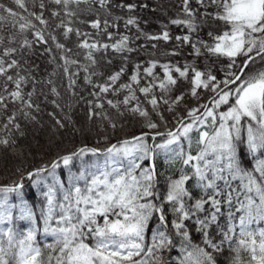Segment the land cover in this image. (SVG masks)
I'll use <instances>...</instances> for the list:
<instances>
[{
    "label": "snow or ice",
    "instance_id": "6c2138e0",
    "mask_svg": "<svg viewBox=\"0 0 264 264\" xmlns=\"http://www.w3.org/2000/svg\"><path fill=\"white\" fill-rule=\"evenodd\" d=\"M12 3L28 11L26 0ZM32 3L36 6L37 0ZM180 5L168 23L185 30L175 40L190 47L193 61L178 66L150 60L143 76L142 65L136 64L121 82L127 54L136 49L129 35L116 38L109 29H118L122 20L126 29L136 28V39H172L167 25L158 35L144 32L132 15L136 3L39 0V11L27 16L0 4L7 13L0 15V164L22 165L33 155L32 145L22 141L31 137L40 146L37 137L45 130L46 105L54 109L46 113L49 143L69 127L80 131L74 110L82 101L87 120H99L101 131L105 126L115 131L118 120L126 116L147 129L105 148L84 145L30 169L15 166L20 181L0 185V225H10L18 209L17 218L32 227L26 232L0 227V264H165L163 252L175 247L173 232L181 238L180 264H218L214 253L221 252L225 242L230 264H264V227H252L264 223V0H195L197 7L192 0H180ZM113 9L128 15H116ZM87 15L95 18L82 19ZM6 21L12 30L4 35ZM205 28L207 39L200 35ZM109 52L124 63L106 74L101 69L103 62L113 63ZM38 56L47 58L51 72L41 73ZM201 57L203 68L198 66ZM157 68L162 76L154 71ZM56 77L67 81L64 95ZM81 79L86 87L79 85ZM181 80L187 88L177 94ZM87 88L93 89L88 92L92 99L83 95ZM189 97L194 105L188 103ZM162 105L172 115L170 128ZM161 123L163 132L158 131ZM89 154L94 157L90 162L84 159ZM249 155L254 160L250 169L243 166ZM160 156L169 167L180 164L179 175L166 178L163 194L156 188L162 175L156 166ZM76 159L78 174L70 167ZM144 161L149 163L145 166ZM61 165L69 169L67 187L57 173ZM25 178L45 202L39 218L43 235L53 239L43 249L37 243V217L24 199ZM236 180L239 186L233 188ZM193 181L201 190L199 198L189 188ZM11 194L18 204L10 202ZM222 204L229 208V223L217 242L210 229L218 226ZM190 227L201 233L203 246L192 243ZM149 232L151 243H146Z\"/></svg>",
    "mask_w": 264,
    "mask_h": 264
},
{
    "label": "trees",
    "instance_id": "16d2710c",
    "mask_svg": "<svg viewBox=\"0 0 264 264\" xmlns=\"http://www.w3.org/2000/svg\"><path fill=\"white\" fill-rule=\"evenodd\" d=\"M128 2H133L138 5L136 11L132 13V15H135L139 19V25L140 28L149 34L158 35L162 30H164L163 26L167 25V30L170 32V35L172 37L171 40L168 42L164 41H151L146 40L143 36H140L139 39H136L138 33L136 28L131 27L129 29H126L124 27L123 21L121 20L119 22V28H111L109 31H112L116 38H118L119 34L129 35L131 40L133 41L132 47L136 49V51H133L130 54H127L129 56V59L127 61L126 66V74L121 78V82H126L128 75L131 74L136 64L142 65L141 67V75L143 76V67L148 66V62L150 60H157L160 63H171L173 65L183 66L185 63H191L194 59L192 55H190L191 49L188 45H178V42L175 40V37L177 35H184L185 30H183L180 27H177L175 25H171L168 23L170 18H175L177 14L180 11V0H128ZM39 0H37L36 6L33 5L32 0H26L28 11H24L22 9H19L14 3H12V0H0V4H3L5 7L12 8L13 10L19 12L21 15L27 16L28 12L32 11H39L38 8ZM45 3H47V0H45ZM147 5V7H139V5ZM193 7H197L195 5V0H192ZM54 7V6H52ZM114 13L116 15H128L125 12H121L119 9H113ZM0 15H4L7 17V13L0 10ZM47 16V13H45ZM94 15H87L82 17V19L90 20L94 19ZM101 18L103 19V14H101ZM6 26L3 29L4 35H7L9 31H11V25L7 21L5 22ZM83 30L85 31H93L90 28L87 27V25H79ZM208 29L205 28L201 33V37L204 39H207V33ZM31 38V37H30ZM195 39V37H193ZM155 44L156 48H153L152 45ZM143 45V47H140ZM172 51H176L177 55H168L167 53H171ZM39 52V49H38ZM98 56L101 54H97ZM107 58H111L113 60V63L111 65H106L101 69L106 74L110 73L112 71H116L119 69V67L124 63V61L121 60L119 55L112 54L109 52V55ZM37 63H39L41 68V73L46 74L45 70L47 72H51L52 66L47 64V58L46 57H40L38 56ZM204 59L201 57L198 61V66L203 68L204 67ZM223 63H226V61H223ZM221 65L217 64L215 67L218 69ZM154 71L159 73L162 76L161 69L157 68ZM219 76H222V73H217ZM83 76V73H81V77ZM56 79L57 86L59 87L62 95L65 94V89L67 87V81L61 79L60 77L54 78ZM146 81L145 79L141 80V83L144 84ZM79 85L81 88L86 87L83 85V80L81 79L79 82ZM187 88V83L183 80H181L176 89V93L178 94L181 90H184ZM93 89L87 88L86 91L83 92V95L86 99H92V97L88 96V92L92 91ZM77 91H80V88L77 89ZM159 94V93H157ZM79 97H77L78 99ZM114 98V97H111ZM122 99V96H121ZM143 99V97H141ZM188 103L190 105H194L196 102L189 97ZM107 107V106H106ZM150 108V105L148 106ZM51 105L45 106V114L43 115V121L45 122V130L40 133V135L37 137L39 140V147L35 146L34 141H32L31 137L28 141H22V143L30 144L31 152L33 155L27 156V159L24 164H19L16 161H13L9 163L7 166H4L3 164H0V185H6V184H12L14 181L19 182L20 181V173L15 172V166H20L24 169H30L31 167L38 166L41 163H44L46 161H51L52 159H55L57 154H66L68 152L73 151L74 149L87 145L89 147H98V148H105L111 143H116L118 140H122L124 138L131 137L133 135H138L141 131H147V129H142L141 124L138 121V119H133L131 116L122 117L118 120V127L115 131H113L110 127L105 126V130L101 131L99 124L100 121L96 120L93 122H89L86 118V111H87V105L82 101L80 104H78L74 110V119H75V126L76 128L80 129L78 132H74L71 127H69L67 130H64L60 133L59 138H53L52 143H49L46 135H47V128L49 126V117L47 116V111H53ZM161 110L163 112V115L168 120V127H172V124L174 123L172 120V115L168 113L164 106H161ZM109 112L113 113L114 110L109 109ZM154 119L157 121L159 120L158 117L154 115ZM122 125V126H121ZM165 126L163 123H161L160 128L158 131H165ZM107 135L109 139L105 141L102 139L103 136ZM159 139H157V142H159ZM149 143H151V139L149 138ZM185 147L186 144H185ZM246 151V150H244ZM26 155H27V149H26ZM258 155V154H257ZM84 159L86 161H92L94 157H92L90 154L88 156H85ZM145 166L149 163L148 161L142 162ZM252 164H254V160L249 155L248 159L245 161L244 167L250 169ZM156 166L157 171L159 173H162V175L158 176V183L156 185L157 190L163 194L166 191V178L171 175H179V167L180 164L177 162L174 166L169 167L165 161L163 156H160L156 160ZM71 172L78 174L80 170V160L76 159L74 160L73 164L70 166ZM58 175H60L62 182L64 183L65 187L68 186V176H69V169L65 168L63 165L59 169H57ZM81 185H83V181L80 182ZM239 180L232 181V187L238 188L239 186ZM24 189V199L28 201V203L33 207V210L35 212V215L37 217L36 221V228H37V243L41 246L43 249L45 244L52 243V237L51 236H44L43 235V228L44 223L42 219H40V209L42 205L45 203L42 196L40 195L39 191L32 187V183L30 180L25 178L23 180ZM221 187H223V183L220 182ZM194 181L189 184V188L193 192L194 196L196 198H199V196L202 194L201 190L198 188L193 187ZM234 200H235V194H233ZM242 198V197H241ZM10 202L14 204H18L19 200L16 198L15 194L10 195ZM234 210V209H233ZM221 212L222 214L219 216L218 219V226L213 225L210 229L212 238L219 242L222 240L221 235V229L227 230V226L229 223L228 220V212L229 208L226 204H222L221 206ZM203 214H201L202 216ZM19 216L18 209H14L13 211V220L11 224H5L0 225V227H13L15 230L19 232H26L30 227H32V224L27 220H20L17 217ZM169 221H171L172 216L169 213L168 217ZM189 225L192 224L191 221L186 222ZM233 223H238V219L233 221ZM152 224L154 227L157 226L156 220L152 221ZM253 228L258 227H264V223L260 224H253ZM190 231V237L192 239V243L195 245L203 246L201 233H198L195 231L194 227L189 228ZM237 235H238V229H237ZM174 236V242L175 247L171 250H165L163 252V258L165 261V264H180V260L183 258V254L181 253V238L178 236ZM146 243H151V233L146 234ZM234 246V242H233ZM45 251V259L47 258V249H44ZM211 251V249H209ZM218 264H230L231 260V252L229 248V243L225 242L222 245V250L219 253H214Z\"/></svg>",
    "mask_w": 264,
    "mask_h": 264
}]
</instances>
